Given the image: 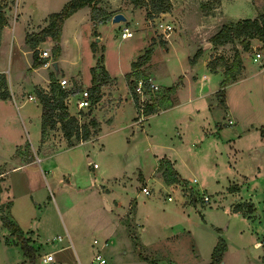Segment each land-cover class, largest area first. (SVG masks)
<instances>
[{
	"label": "rangeland",
	"instance_id": "374dc122",
	"mask_svg": "<svg viewBox=\"0 0 264 264\" xmlns=\"http://www.w3.org/2000/svg\"><path fill=\"white\" fill-rule=\"evenodd\" d=\"M171 2L180 14L183 28L175 25L164 45L166 37L158 31L156 23L166 17L149 22L148 30L152 29L153 39H157L152 45L154 63L136 70L131 66L130 74L134 78L138 70L145 75L151 74L155 65L159 89L145 93V99L140 102L145 105L156 93L176 85L174 107L147 116L143 111L141 114L129 91L131 83L123 74L130 68L129 58L135 53L137 57L140 43L146 40L140 27L142 13L128 15V21L99 29L102 43L106 44L105 59L119 81V88L113 91L108 99L111 102L103 111V130L99 138L69 147L63 133L55 127L41 143V106L39 100L27 99L28 93H33L31 86L12 88L21 117L13 100L0 104V170L11 167L14 152V157L20 160L35 157L52 191L51 194L42 172L34 176L38 184L32 192L33 199L23 171L13 170L6 176L14 204L10 216L26 236L33 238L31 242L37 249L36 264H42L40 256L49 249L55 253V259L49 264H75L69 238L84 264L91 262L105 240L108 245L102 252L108 264H205L211 260L220 236L227 242L223 264H264V243L260 242L264 237V135L261 134L264 132V71L257 66L258 62L246 58L247 76L224 89L225 102L229 106L226 111L225 104L219 102L223 74L208 67L210 50L205 47V40L223 23L253 17L259 7L252 0H220L219 12L204 16L187 12L196 6L200 8L199 0ZM260 4L263 10L264 0ZM36 13L40 14L39 5ZM81 24L77 30L67 28L62 38L60 36L61 55L57 59L51 53L48 59L59 60L68 76L81 71L87 83L90 67L95 64L90 45L97 46L99 35L94 36L90 44L92 35L89 32L94 28L85 21ZM124 26L134 30L132 37L121 36ZM239 43L240 39H236L215 47L213 54L231 59ZM46 47L52 52L53 47L48 44ZM146 48H142V53ZM256 49L262 51L264 45ZM98 52L99 55L101 50ZM197 52L198 56L191 62L190 58ZM23 59V65H27L29 59ZM45 70L49 73L52 66ZM83 81L79 79L76 84L89 87ZM228 118L232 123L228 124ZM15 144L23 145L16 149ZM161 157L177 162L183 177L180 182L167 183L162 179L157 167ZM93 162L97 163L96 167ZM140 170L146 174V182ZM243 177L247 180L242 195H247V189L253 193L260 216L255 215L254 204L247 199L239 201L227 195L239 188L235 182L242 184ZM1 178L0 191L7 189ZM192 178L197 181L190 182ZM229 184L231 188L225 191ZM102 185L114 190L107 198L109 203L113 197L121 206L106 209ZM146 189L149 194H145ZM204 193L209 195V202L203 201ZM131 196L138 201L137 213L133 218L135 202L132 199L133 203L122 218L123 227L118 228ZM9 200L1 205L6 214ZM230 202L233 207L242 203V213L253 217L254 221L234 211ZM183 209L188 218L181 213ZM134 221L142 223L139 230ZM58 236L62 239L57 240ZM5 237H10V232L0 217V264H21L20 246L6 244ZM94 239L99 243L94 245ZM24 262L30 264L26 258Z\"/></svg>",
	"mask_w": 264,
	"mask_h": 264
},
{
	"label": "crops",
	"instance_id": "0c3cea01",
	"mask_svg": "<svg viewBox=\"0 0 264 264\" xmlns=\"http://www.w3.org/2000/svg\"><path fill=\"white\" fill-rule=\"evenodd\" d=\"M68 1L69 0H4V2L6 4L5 12H6L8 23L6 25H4L3 29L1 30V34H0V74H5L6 75L7 84H8L9 90L11 92V96L9 98H6V99L0 98V104L1 105H5L7 103H10L13 100L14 105H15L16 109L18 110L17 114L20 117H21V114L19 112L20 107L17 104L16 99L14 98L15 94H14V90L12 89L13 87H16V88L20 89V87H22L24 85L31 86L33 93H28L27 99L28 100H39L37 95H36V93H35V91H34V88H35V86H41L45 90L49 91L50 82H51L50 76H51L52 73L57 77V79L58 78H62V77H66L69 80V83H77V81L79 82V79H81L83 81V75H82L81 71H79L76 74H72V76H68L65 73V71L63 70V68L59 65V63H60L59 60H53V61H56L58 63V70H55L54 66L52 65L53 61H51V60L49 61V59H48L50 57L51 53H52L50 51H48L50 55L48 57H45V58H47V61L44 62L43 64L37 66V67H34L33 66V61H32V63L30 62V60H33L32 59L33 58V50L28 45V43L26 42V39H25L27 32H38L43 27H45L47 25V23H48L49 14H51L52 12H56V11L61 10V8L64 6V4L66 2H68ZM207 1L208 0H199L200 8L198 6H196V9H194V10L188 9L187 12H191V15H192V13L199 14V15H201V13H202L204 16H209L211 14L218 13L219 12L218 11L219 10V6H218L219 3L213 5V7H211L210 9H206V8L203 7V4L206 3ZM252 1H253V3L255 4L256 7L257 6L259 7V11L256 12L255 16L249 17V18L257 17L258 13L262 10L261 7H263L260 4V1H262V0H252ZM171 4H172V2H171ZM38 5H39V8H40V14L36 13V11L38 9ZM99 5L101 7H103L104 9H106L107 11L111 12V18L110 19H107L105 21H97L96 23H93V21L91 19V7L89 5H85V6L81 7V8H79L78 10H76L70 16H68L64 20L63 25H62L61 38H62V35L65 33V31L67 30V28L69 26L71 27V29L77 30L79 28V25H82L81 23L83 21H85L86 23L92 25L94 30H90V32H89L90 35H92V37L90 38V40H91L90 44H91V42H93L94 36L99 35V40H96V43L98 42V44L96 46V51H93L92 47L90 45L92 56L94 57L95 64H96L97 55L99 53L98 50H101L100 54L103 55V65H104L105 69L108 72V78L101 85V93H100L101 97L94 104V106L91 108V112H90V116H94L99 122V130H98L97 134L94 135L92 138H89L87 140L76 141L75 144L68 145L69 147H72V146H75V145H78V144H82V143H84V142H86L88 140H91V139H94V138H99L101 136V133H102V130H103V121H102V119L104 118V117L101 118L102 115H104L103 111L106 109V107L111 102V101H108V99H111L113 91L115 89L119 88V81L117 80L118 77L111 70V67L108 65L107 60L105 59V54H104L103 50H104L106 44L102 43L103 35L101 34V31L99 29L101 27L107 26L108 24H115V23H112L111 19H112V16L116 12H122L123 14H125V16L127 17V21L129 20L128 19L129 18L128 15H136L137 16L139 13H142L143 21H140V23H141L140 27L144 31L143 35L146 38V40L143 41V42L141 41L142 43H140V47H139V49H137V50H139L137 57L142 54V48H144V47L146 48L147 44H148V48H151L150 58L139 67V68H143L144 64L149 65L150 63L153 62V46L152 45H154V43L157 41V39L156 40L153 39V36H154L153 30L152 29L148 30V29H150L149 22L152 23V20H154L156 18H160V17H163V16L166 17V20H164V19H162V20L164 22L168 23L171 26V29L169 31H167L166 33H162L166 37L165 39H163L164 43H162V44H164V45H166V43H168V37L170 36V33L172 32V29L176 28L175 25L180 24V19H179V15L180 14L178 15V12H176L175 7L173 6V4H172L171 11L162 12V13L158 14L157 16H155L154 18H148L147 15H146V9L144 7H134L129 0H99ZM242 18H246V17H241L240 19H242ZM171 19H173L175 21L172 22L173 20H171ZM232 21H237V19L236 20H231V21L226 22V23H230ZM179 26H180V29L183 28V25L180 24ZM220 27H218V29ZM129 29H130V27H129ZM130 30H132L133 33H134L133 29H130ZM158 31L161 33V30H158ZM132 36H130V37H132ZM210 37H208V39L205 40V42H206L205 47H206V49L210 50V55L207 58V65H208L209 60L215 55V53L213 54V51H214L213 49L215 48V46L209 40ZM60 42H62V41H60ZM249 42H250V47L247 50L243 49L240 43L236 46L237 49L239 50L241 58H242L243 70L237 76V79L234 82L228 84L226 87L241 82V80L244 79L245 76H247L246 58H248L252 62H258L257 66L261 67L262 68L261 70L264 71V50L261 51V50H257L256 49V47L258 45L259 46L264 45V38L261 39V38H258V37H252V38L249 39ZM54 43L55 42L51 39V37H46L45 40L41 41L38 44V49H39V52H40V56H41L42 50H44V49L48 50V47H46V44H48L49 46L53 47ZM145 43H146V45L143 47V45ZM226 44L219 45V46H216V47L225 46ZM59 45L61 46L60 47L61 50H60V54H59V56H60L61 53H62L63 47H62L61 43ZM99 45H101V48H99L100 47ZM256 52H261V57L255 59ZM5 54H6V59L4 58ZM135 56H136V53H135V55H133V57L129 58L130 68L127 71H124L123 74H124L125 77H126V74L131 72L132 62L137 59V57L135 58ZM23 58H28L29 59L26 62L27 65H23V63H22V61L24 60ZM8 64H10V68L9 69L7 68ZM94 65H92L91 67H93ZM50 66H52V70L48 73V72H46L45 69L49 68ZM91 67H90V69H91ZM218 70H220L222 72V74H223V71H222L221 68H218ZM11 72H12V75H11ZM13 75L15 76L16 79L15 78L13 79V77H14ZM146 76L147 77L149 76L153 80V82L155 84H157L156 77H155L156 76L155 75V65H154V68H153L151 74H146ZM91 78H92V75L90 74L88 82L85 83L83 81L84 85H89L90 86L91 82H92ZM131 78L133 80L134 77H131ZM203 78H207V76L203 75ZM223 78H224V74H223ZM223 78H222V80H223ZM126 83H127V79H126ZM115 84L118 87L114 88ZM128 88H129V86H128ZM219 88H221V83H220V87ZM176 92L172 96L173 105L168 107V108H171V107L175 106V103H176ZM64 102H65L67 111L70 114H74L75 115L76 112H77V107L75 105V97L71 96L69 98V101H65L64 100ZM40 106H41V103H40ZM225 106L226 107H224V109L226 111H228L229 106L227 105L226 102H225ZM73 107L75 108L74 111L72 110ZM168 108H165V109L163 108V109H160V110L161 111L162 110H167ZM209 108H210V105H209ZM41 113H42V107H41ZM145 116H147V115H145ZM232 121L233 120L230 119V118L227 119L228 124L232 123ZM221 124L222 123H219V127L220 128H222ZM263 126H261L260 128H262ZM56 128H59L60 131L62 132V130L60 128V123H58L56 125ZM261 134L264 135V132H262ZM62 136H63V134H62ZM43 140L44 139H41V137H40L41 143L43 142ZM24 141H26L25 138H24ZM27 142L28 141H26V143ZM15 145H16V149H17L18 146H22L23 144H15ZM14 155H15V152L12 154V158L10 160L11 167H7L6 169H1L2 173L0 174V177H3V178H1L2 179L1 183L5 182L7 189L3 188L2 191H0V206L2 205V203L4 201L10 199V195H9V191H10L9 188L10 187L8 186L7 177L6 176L8 175V173L10 171H13V170L23 171L21 173H24V178H26L24 180L27 181L26 184L28 186V192L31 193L30 194L31 197L34 195L32 192H34L35 186L38 184V183L35 182L34 176L39 175L41 172H42V175L45 178L47 186L49 187V191L52 194L51 187L49 186V182H47L48 178L45 177L46 174L44 173V171L42 169V166L39 163V159H35V157H31V158H28L26 160H20L17 157H14ZM161 159L170 160V162L173 164L175 170L178 172V175H179V178H180V181H181L183 179V177H182V175H181V173L179 171V167L177 165V162L175 160L171 159V158H168V157H161L159 159L157 165L159 164ZM140 173L142 174L143 181L146 182V178H147L146 174L142 170H140ZM158 173H160V176H162L161 172L158 171ZM263 178H264V175H263ZM162 179H163V177H162ZM246 180H247V178L243 177L241 179V181L243 182L242 184H239V182H235V183H238L239 188H237V190H235L233 192H230V193L227 192V195L232 196L233 199H237L239 201H243V200L247 199L248 201H250L251 203L254 204L253 207L255 208V211H254L255 215L257 214V216H260L258 214V212H257L258 208H257L256 200L253 199V197H254L253 193L248 191V189H247V191H246L247 195H242V191L244 189L243 188V184L246 182ZM118 183L120 184L121 182H118ZM230 186H231L230 184L228 186H226V190L225 191H227V188H229ZM56 190H57V188H56ZM102 191H103L102 200L105 203L106 209H113L114 206L115 207L121 206V203L118 202V200L116 198L112 197V199H111L112 202H110V203L107 200V198L110 195H113V191L114 190L112 188H108L105 185H102ZM222 194L223 193L221 192V196H222ZM33 198H34V196L32 197V199ZM223 198H224V195H223ZM132 199H134V202H135L134 212L131 213L132 217L137 213L138 201H137V199L135 197L131 196L130 199H129V202H128L127 206H126V209L123 211V214L120 216V223H119L118 228L119 227H123L122 226L123 225L122 218H123L124 214L127 212L128 208L131 206L130 203H133ZM224 199H226V198H224ZM9 201H10L9 203H11V207H13L14 206L13 200L10 199ZM35 203L38 204V201L36 200ZM229 205L233 209V206H232L231 202L229 203ZM185 212H186L185 209L181 210V213L185 217L188 218L189 215L187 213L185 215ZM239 213L244 215L242 212H239ZM244 216H246L251 221H254L253 217L251 218L248 215H244ZM259 222L261 223L260 220H259ZM135 223L138 226V230H139V226L142 225V223H140V222H135ZM116 230H115V232H116ZM26 234H27V232H26ZM12 239H14V240H12ZM56 239L57 240H61L62 237L58 236V238H56ZM69 239H70L71 246H73V248H74L75 262L78 260L82 264H84L83 260L80 257V254H79L78 250L76 249L75 245H73V242L71 241V238H69ZM263 240H264V237H262L260 242L264 243ZM5 243L8 244V245L19 246L16 243L15 236L12 235L11 233H10V237H5ZM97 243H99L98 239H94L93 240V244L95 245ZM107 245H108V241L105 240L102 243V245H100L101 248L99 250L102 251V249L104 247H106ZM143 245L148 247L147 244L143 243ZM48 252L54 253V250L52 251V250L49 249ZM225 252H224V254H225ZM22 258L23 259L21 260V262H22L21 264H25L26 262H24L25 261V256L23 255V252H22ZM90 263H88V264H90Z\"/></svg>",
	"mask_w": 264,
	"mask_h": 264
},
{
	"label": "trees",
	"instance_id": "16d2710c",
	"mask_svg": "<svg viewBox=\"0 0 264 264\" xmlns=\"http://www.w3.org/2000/svg\"><path fill=\"white\" fill-rule=\"evenodd\" d=\"M134 7H144L146 9V15L148 18H154L162 12L171 11V0H129ZM220 0H208L203 4V7L210 9L213 5L219 3ZM89 5L91 7V19L93 23L97 21H105L111 18V12L107 11L99 5V0H69L64 4L61 10L52 12L48 16V23L38 32H27L26 42L33 50V66L37 67L47 61V58L41 57L38 49V44L45 40L46 37H51L55 42L53 45L52 54L57 58L60 54V36L62 31V25L64 20L74 13L79 8ZM6 4L4 0H0V34L4 25L8 23L5 12ZM252 37L264 38V9L260 11L255 18H242L230 23H224L222 26L210 37V41L213 45L219 46L229 42H233L236 39H240V44L243 49L247 50L250 47L249 39ZM92 50L96 51V44H91ZM151 54V48H147L135 61L132 62L133 70L138 69L143 63H145ZM199 52L190 58L191 62H194ZM103 55H98L96 64L91 67V85L88 87L91 93L93 103H96L101 97V85L108 78V72L102 64ZM208 67L212 70L221 68L224 74V78L221 81V89L223 91L220 97V103L225 104V87L234 82L237 76L243 70V62L240 52L237 48L234 49L233 56L228 59L221 54L214 55L208 62ZM136 76H142L147 82V76L143 74L141 70L135 72ZM132 75L126 74L131 83L130 93L134 100L136 107L138 108V95L133 85ZM50 89L45 90L41 86H35L34 91L41 103V139H44L50 129L56 127L60 123L63 136L65 137L68 145H73L75 141H82L89 139L93 134H96L99 130V122L94 116H90V112L86 113L89 117L87 121L79 122L78 118L74 114H70L67 111L64 98L67 95L65 89L57 81V77L52 73L50 76ZM176 92V85L166 87L163 92H158L154 97H151V102L144 105V115L157 112L160 109H165L173 105V94ZM11 96L7 84V78L5 74H0V98L6 99ZM29 145V142L26 143ZM158 168L161 171L163 180L167 183L179 182L180 178L178 172L175 170L170 160L161 159ZM2 171L0 170V174ZM231 188V186H230ZM11 203H8V213H4V208L0 206V217L3 225L9 230V232L15 236L16 243L20 246L23 255L30 264H36L37 249L32 245V238L26 236L24 231L10 216ZM249 209L252 205H248ZM234 211L242 212L243 205L238 202L233 207ZM245 215V214H244ZM227 249V242L225 238L219 237L215 246L213 247L211 260L205 264H221L224 257V252ZM156 264V263H155Z\"/></svg>",
	"mask_w": 264,
	"mask_h": 264
},
{
	"label": "built area",
	"instance_id": "2783aa9c",
	"mask_svg": "<svg viewBox=\"0 0 264 264\" xmlns=\"http://www.w3.org/2000/svg\"><path fill=\"white\" fill-rule=\"evenodd\" d=\"M156 27L158 30H161V33H166L171 29V26L164 22L163 20H159L156 23ZM133 35V31L129 29L128 26H124L122 31H121V36L126 38L130 37ZM50 54L47 49L42 50L41 56L42 57H48ZM261 57V52H256V58ZM58 83L61 85L63 89L66 90L67 95L65 96L64 100L69 101V98L71 96L75 97V105L77 107V112L75 116L78 118L79 122H84L87 121L85 120L84 117H86V113L91 111V108L94 106L95 103H93L91 93L89 91L88 87H81L77 85L76 83H69V80L66 77L58 78L57 79ZM133 85L135 87V90L138 95V107H139V112L143 111L144 112V104L141 101H143L144 94H150L151 92H155L159 89V86L153 82V80L148 76L147 77V82L144 77L139 76L135 77L133 81ZM148 102H151L149 100ZM143 112H140L143 114ZM93 166L96 167L97 163L93 162ZM190 182H196V178L189 179ZM149 190H145V194H149ZM193 194V192H191ZM168 199H172L171 196H168ZM202 199L204 202H209L210 197L208 194H203ZM196 200V199H195ZM60 238V237H59ZM54 258V253L51 252H46L43 255L40 256V262L42 264H49L51 261H53ZM75 264H82L80 261H76ZM90 264H108V261L104 254L102 253L101 250H97L92 258V261Z\"/></svg>",
	"mask_w": 264,
	"mask_h": 264
},
{
	"label": "water",
	"instance_id": "95a60500",
	"mask_svg": "<svg viewBox=\"0 0 264 264\" xmlns=\"http://www.w3.org/2000/svg\"><path fill=\"white\" fill-rule=\"evenodd\" d=\"M112 23H118V22H125L127 21V17L122 12H116L111 19ZM99 40V37L97 38ZM52 65L54 66L55 70H58V63L56 61L52 62ZM221 264H223V260L221 261Z\"/></svg>",
	"mask_w": 264,
	"mask_h": 264
}]
</instances>
